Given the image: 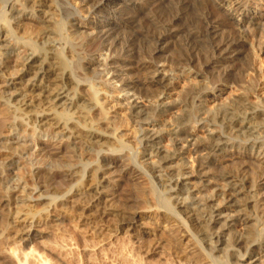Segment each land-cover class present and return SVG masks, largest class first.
<instances>
[{"label":"bare ground","instance_id":"6f19581e","mask_svg":"<svg viewBox=\"0 0 264 264\" xmlns=\"http://www.w3.org/2000/svg\"><path fill=\"white\" fill-rule=\"evenodd\" d=\"M80 1L87 15H96L108 0ZM154 1L159 13L125 12L126 19L105 25L82 22L63 0H0V239L13 235L18 242H34L36 228L47 226L53 212L73 201L72 221L97 236L109 234L101 225L114 216L112 232L143 245L152 240L136 228L154 222L191 241L198 252L192 261L264 264V196L256 181L233 168L210 170L214 158L227 155L264 165V97L251 100L256 81L242 77L254 67L248 61L230 69L223 82L234 86L235 96L213 110L204 107L203 83L192 80L175 96L159 91L173 77L155 76L156 60L165 43L180 41L179 33L185 38L174 42L176 52L166 60L178 76L196 65L216 68L230 52L241 51L230 37L213 40L218 23L211 24L206 8L215 0ZM217 3L238 15V28L249 29L254 50L264 54V24L249 10L251 5L264 10V0ZM136 22L132 35L109 33L135 28ZM93 32L99 44L91 51ZM203 46L208 51L201 60L196 55ZM117 64L118 71L107 69ZM198 70L191 76L202 75ZM105 71L111 72L108 80L102 79ZM120 71L142 73L122 79ZM106 99L129 122L135 146L109 118ZM117 162L126 167L118 178L139 172L147 181L139 198L124 197L142 211L109 204L105 166ZM56 174L63 183H51ZM33 252L22 254L18 263L45 264Z\"/></svg>","mask_w":264,"mask_h":264},{"label":"rangeland","instance_id":"374dc122","mask_svg":"<svg viewBox=\"0 0 264 264\" xmlns=\"http://www.w3.org/2000/svg\"><path fill=\"white\" fill-rule=\"evenodd\" d=\"M63 1L70 12L78 15L82 22H92L93 24L100 23L107 25L117 22L119 19L124 20L128 17L125 12L132 13L133 11H138L140 14H143L150 11V14H155L159 13L160 11V9H158V2L154 0H108L105 2L106 8L102 13L96 15L95 13H92L93 15H87V8L83 6V3H81L80 0ZM99 1L100 0H97V2ZM144 4L147 5L145 8L143 6ZM260 4L261 2H258L257 6ZM256 7L251 5L249 10L252 11L255 9L254 14L256 16L260 15L259 20L257 17V22L264 24V10L262 8ZM206 11L210 13V20L212 21L211 24H214L213 22L218 23V30L214 34L213 40L216 39L217 41L223 38H232L230 40L235 39L239 46L237 45L234 47V49L241 51V54L243 53V55L238 54L237 56L236 51L232 53L230 52L228 56H226L229 57V60H220L217 62V67H214L215 69L203 68L199 65H196V67H192L190 72L186 71V73L189 72L187 74L188 76L185 75L186 73L179 76L175 75L169 71L168 67H166V60L173 57L174 53L176 52V44L180 43V41H183L184 39L182 38H185L184 33H179L177 38H179L180 41L175 39L176 41L174 42H176V44L173 41H168L167 44L165 43L163 45L165 50L160 54L161 58L156 60L157 74L155 73L154 75L173 77V80L166 82L165 86L158 90L163 91L169 96H175V94L180 91V89L185 84L191 83L192 80L203 83L206 86V89L203 92V95L205 96L203 99L204 107L213 110L219 105L221 106L226 104L229 100H231L232 97L235 96L236 89L234 86L231 85L230 87H227L224 85L223 81L225 75L231 73L233 68H240L242 64L249 61L251 66L254 67V72L248 74L244 73L242 77L244 80L253 79L256 81L255 95L251 96V100L257 101L258 96L263 98L264 79L261 76H264V54H258L254 50L249 29L248 31L243 32L240 28H238L236 24L239 20L238 15L235 13L232 14L230 8L218 5L217 0L211 2V4L206 8ZM82 13L85 14L82 15ZM136 24L137 27L135 28H121L117 30L118 32L115 29H111V32L109 33L112 34V36H120L122 34V36H128L130 34L132 35L138 31L137 29L139 23L136 22ZM179 24L180 28H183L186 25V23L183 22ZM171 30L173 31L174 28ZM95 33L96 32L92 33V42L87 46L91 51L96 50L99 44L96 39L94 40ZM137 37L139 40V36ZM141 46L144 47L143 44H141ZM207 48L208 46L200 47V52L198 55H196V57L203 60L204 55L208 51ZM118 66V64L108 66L107 69L118 71ZM197 67L198 69L200 67L201 68L198 70ZM194 70L200 71L202 75H198L197 77L191 76ZM258 71L261 72V76L259 77ZM120 72L122 73L120 76L122 79L127 77L138 78L142 73L140 71ZM110 75L111 72L108 74L105 71L101 76L103 80H108ZM113 84L117 87L121 86V82L119 80H115ZM105 101L106 102H104V105L110 109L109 118L112 119L111 121L121 124L119 129L120 135L123 136V139H125L126 142H129L132 146H135V142L133 140L134 133L129 122L123 113L113 106L114 102H111L109 99H106ZM1 109L2 108L0 107V111H2ZM195 131H197V127L191 130V132ZM214 161L212 162L214 164L210 165V170L217 171L221 168H227L229 170H232V168L233 170H241L256 181L259 191L261 190L260 194L264 196V165H260L255 160H237L233 157H229L228 155L225 157H216L214 158ZM117 163L110 165L107 164L105 166V170L108 173L106 178L109 182L108 194H111V197H109V199L111 198L109 204L116 202L117 204H113L114 207L112 205L115 210L119 208H123L124 210L125 208L127 211L130 209L133 211H139L140 206L131 203L127 204L126 201H124V197L131 195V197L136 196L135 198H137L139 196L140 190L146 186L145 184L147 181H145L144 178H140L141 175H139V172L131 174L130 177L126 176L124 178H118L119 174L123 172L126 167L124 165L125 163ZM52 179L53 180H51V183L53 185L63 183L59 174L54 175ZM15 195H17L16 198H21V195ZM74 205L75 202L69 201L65 206V210L63 208L62 210L60 209L53 212L50 217L51 221H49L47 226L42 225L40 228H36L39 232V238L34 242H18L14 237H11L13 235H11V238L9 237L8 239H0V264H19L18 259L20 256H22V254L24 255L26 252L28 253L29 251H34V254L39 255V261L41 260L40 262L45 264H209L203 259L197 262L191 260V258L193 259L197 257L198 252L191 246V241L185 239V235L177 234V236L174 237L175 234L172 235L171 232H169V226L164 228V226L156 225L154 222H150L147 225L136 228L141 231L142 235L144 234L152 240L150 243L144 242L143 245L135 243V238L133 237L123 235L119 232L114 234L112 231H114L115 225L117 224V217L115 218L114 216L106 217L105 223H101L102 225L100 224L101 226L106 227V229H109V234L105 235L104 233L103 235L97 236L95 233H92L90 227L88 228L76 220L72 221V219H74L73 216L76 209L74 208ZM121 205H125L127 207H122ZM115 206L117 208H115ZM127 208H129V210ZM108 211H110V209ZM140 211H142V209H140ZM159 212L162 214L163 210H160ZM2 213L3 212L0 211L1 218L3 216ZM168 242L170 244L169 247H164V244ZM25 264L30 263L26 262Z\"/></svg>","mask_w":264,"mask_h":264}]
</instances>
